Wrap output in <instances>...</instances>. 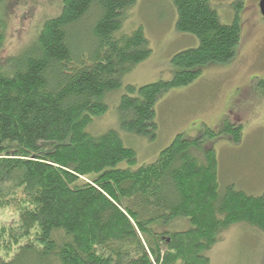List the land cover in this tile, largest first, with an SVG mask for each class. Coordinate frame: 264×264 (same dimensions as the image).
Segmentation results:
<instances>
[{
	"label": "trees",
	"instance_id": "trees-1",
	"mask_svg": "<svg viewBox=\"0 0 264 264\" xmlns=\"http://www.w3.org/2000/svg\"><path fill=\"white\" fill-rule=\"evenodd\" d=\"M134 1L64 0L39 32V56L12 75L0 68V178L17 171L19 179L13 196L0 195V208L15 205V220L0 221V264H210L206 251L227 227L247 222L264 230V194L221 189L216 151L206 146L217 136L239 142L240 124L226 120L220 132L207 128L197 138L179 134L137 169L117 167L137 162L117 131H87L107 111L105 94L151 53L141 27L117 36ZM171 1L177 29L199 46L173 56L172 79L128 85L120 104L133 114L124 129L152 138L161 93L190 84L209 63L229 61L241 39L238 15L224 23L210 0ZM91 16L93 45L85 46L77 33ZM42 141L56 146L45 152ZM193 148L203 150L204 162ZM159 218H186L191 227L158 232L151 224Z\"/></svg>",
	"mask_w": 264,
	"mask_h": 264
},
{
	"label": "rangeland",
	"instance_id": "rangeland-1",
	"mask_svg": "<svg viewBox=\"0 0 264 264\" xmlns=\"http://www.w3.org/2000/svg\"><path fill=\"white\" fill-rule=\"evenodd\" d=\"M260 0H210L224 23L239 17L241 39L233 58L225 63H209L199 77L188 85L163 91L155 104L157 131L155 137L139 135L123 127L131 120V112L120 110L121 98L127 86L140 87L160 80H170L178 70L173 56L188 48L199 46L192 33L177 29L178 12L171 0H135L124 13L122 28L117 36L128 35L141 27L151 53L122 76L121 86L105 94L107 111L94 117L87 131L93 136L110 130L119 133L124 143L135 149L137 162L117 167H138L153 163L179 134L197 138L207 128L220 132L226 120L242 126L241 139L228 136L209 139L206 146L214 148L219 162L221 189L235 185L250 195L264 194V17ZM64 0H0V68L12 75L21 70L31 57L39 56L38 36L44 22L59 16ZM91 16L81 25L78 38L88 46ZM80 40V39H79ZM45 152L55 148L56 142L42 141ZM200 162L204 152L189 151ZM17 171L6 172L0 178V195L13 196L18 190ZM15 205L0 208V221L15 220ZM156 214L158 211L155 212ZM180 220L185 221L178 226ZM158 232L187 229L186 218L166 221L159 218L151 224ZM13 253V252H9ZM5 252L0 251V256ZM210 264H264V230L247 222H239L224 229L219 239L206 251ZM30 264H41L31 260ZM47 264V263H46ZM175 264H182L179 260Z\"/></svg>",
	"mask_w": 264,
	"mask_h": 264
},
{
	"label": "water",
	"instance_id": "water-1",
	"mask_svg": "<svg viewBox=\"0 0 264 264\" xmlns=\"http://www.w3.org/2000/svg\"><path fill=\"white\" fill-rule=\"evenodd\" d=\"M259 8L262 16L264 17V0L259 1Z\"/></svg>",
	"mask_w": 264,
	"mask_h": 264
}]
</instances>
